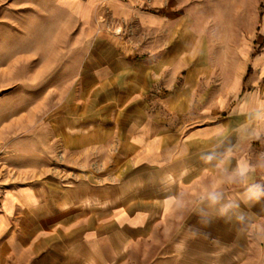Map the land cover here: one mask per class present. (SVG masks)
Wrapping results in <instances>:
<instances>
[{
    "label": "crops",
    "instance_id": "crops-1",
    "mask_svg": "<svg viewBox=\"0 0 264 264\" xmlns=\"http://www.w3.org/2000/svg\"><path fill=\"white\" fill-rule=\"evenodd\" d=\"M163 1L147 11L61 0L83 25L84 53L54 108L30 107L0 129V264L263 256L253 238L264 227V56L222 75L193 15ZM104 18L133 21L138 40Z\"/></svg>",
    "mask_w": 264,
    "mask_h": 264
},
{
    "label": "rangeland",
    "instance_id": "rangeland-1",
    "mask_svg": "<svg viewBox=\"0 0 264 264\" xmlns=\"http://www.w3.org/2000/svg\"><path fill=\"white\" fill-rule=\"evenodd\" d=\"M133 1L143 10H160L155 0ZM162 4L179 15H193L196 28L207 34L217 52L222 75L248 53L264 56V0H164ZM109 20L101 19L104 28H113L127 42L138 40L133 21L114 26ZM82 26L61 0H0V129L30 107L54 108L62 100L83 57ZM255 73L250 66L248 85ZM256 152L264 174V146ZM260 233L253 244L264 251V227ZM252 260L264 264V254Z\"/></svg>",
    "mask_w": 264,
    "mask_h": 264
}]
</instances>
